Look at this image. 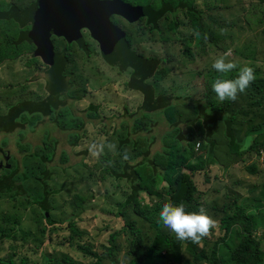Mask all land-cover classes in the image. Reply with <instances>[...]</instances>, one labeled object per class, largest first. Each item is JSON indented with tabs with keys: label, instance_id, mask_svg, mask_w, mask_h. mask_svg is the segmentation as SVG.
<instances>
[{
	"label": "trees",
	"instance_id": "16d2710c",
	"mask_svg": "<svg viewBox=\"0 0 264 264\" xmlns=\"http://www.w3.org/2000/svg\"><path fill=\"white\" fill-rule=\"evenodd\" d=\"M137 1L144 2L142 5L145 19L142 20L152 32H161L162 24L171 17L168 31L176 35L180 26H183L192 31L196 40L204 41L205 37L217 40V43L220 40L206 23L205 13L198 7V0ZM28 8L30 7L24 10ZM10 21L3 20L0 16V66L30 55L29 61L25 63L29 66L31 61L35 62L38 57L37 49L28 38L30 23ZM196 31L200 33L199 37L194 35ZM78 49L87 57L91 56V51L80 41ZM53 54L52 65L42 62L46 66L43 71L46 78V96L39 100H23L12 105L6 114L0 116V134L23 130L26 126L33 130L32 128L43 123L44 119L55 123L63 131L71 130L67 129L71 125L83 129L84 123H79L80 119L72 116L67 106L68 92L72 86L64 75L69 64L68 55L65 52ZM100 55L110 67L120 73L129 72L125 87L139 94L141 102L134 112L125 108L122 116L133 120L129 134L118 136L115 133L116 151L109 153V156L103 153L100 156L102 159L99 160L102 181L107 178H113L115 181L125 180L129 186L125 199L117 203L116 216L122 218L123 228L112 232L108 243L103 244L102 250L99 251L91 243H82L85 232L78 228L76 222L72 220L67 224L70 230L67 242L88 259V263L83 264H105L106 260L115 259L121 251L119 240L122 235L128 241L126 264H264V247L257 235L258 231L264 229V182L250 189L249 203L242 204L241 197L231 193L227 202L218 204L216 201H207L205 206L204 193L199 190L194 179L196 173H208L213 166H218L222 173H226L232 165L244 162L247 157L253 155L264 164V121L247 127L244 137L239 141L236 135L238 113L230 111L229 101L221 103L212 91V84L217 78H235L239 67L228 74L214 75L211 82H207L205 93L194 99L159 93L152 80H161L168 73V69L161 66L162 62L157 56L139 53L127 35L116 46L114 53L105 55L100 52ZM255 75L256 79L246 90L253 93L254 89L258 90L264 107V76L256 72ZM64 109L71 115L68 122H61L64 118L61 112ZM88 110L94 112L92 119H100L97 106L92 105ZM156 112L163 114L171 128V132L163 138L162 149L152 153L148 147L140 155L141 159L136 160L130 155L127 161L123 160L122 153L127 146L137 147L143 138L142 133L149 135L153 132L157 121L152 114ZM133 136H136L135 140ZM80 138L81 135L70 137L69 143L77 146ZM155 139L154 136L150 138V143L153 144ZM22 140L20 138L17 142L20 147L24 146ZM5 143L3 141L2 144ZM56 144L57 141L51 143L47 137L35 154L30 152L31 150L20 148L22 155L34 154L39 172L30 175L26 170L20 171L21 160L19 164H15L14 159L11 168L4 170L0 176V194L29 195L32 190L34 195L39 196L34 198L37 205L51 214L53 207L49 200L53 193L49 190L48 183L53 174L49 164L54 159ZM61 159L63 162L68 161L65 153H62ZM84 165L89 166L87 163ZM246 169L250 174H256L259 170L254 163L249 164ZM19 180H23V184ZM166 201L174 204L184 203L188 211H199L203 207L217 221V225L200 244L178 240L159 220V213ZM73 203L75 208L84 209L87 199L75 195ZM129 208L137 217L149 222L154 229L153 237L146 239L144 229L142 231L136 226L135 220L128 218ZM47 217L49 225L58 223L52 215ZM218 228L220 233L216 234ZM6 239L15 242L14 235L1 234L0 246ZM9 250L12 254L0 259V264H17L13 258L15 246L10 245ZM18 264H27V261L21 259ZM41 264L78 263L67 254L53 259L45 257L44 254Z\"/></svg>",
	"mask_w": 264,
	"mask_h": 264
},
{
	"label": "rangeland",
	"instance_id": "374dc122",
	"mask_svg": "<svg viewBox=\"0 0 264 264\" xmlns=\"http://www.w3.org/2000/svg\"><path fill=\"white\" fill-rule=\"evenodd\" d=\"M31 1L15 0L14 3L23 9L28 7ZM142 3L144 2L128 1L125 4L132 6ZM198 7L204 11L206 23L220 38L218 43L217 40L207 38L204 41L196 40L192 31L183 26L178 29V35L168 31L171 17L162 24L161 32H152L144 20L128 28L133 37V47L146 56H157L162 62L161 66L168 69V73L161 80H152L158 92L200 98L206 91L207 82H211L213 76L218 73L212 68L214 59L229 49L232 52L229 59L238 67L247 64L255 69L256 74L264 76V0H198ZM87 41L91 51L89 57L73 43H64L59 39L52 41L56 53L65 52L68 55L69 64L64 75L72 86L68 92L67 106L70 108V114L80 119L79 123H84L83 129L71 125L67 127L71 130L63 131L55 123L44 119V122L35 125L33 130L26 126L23 130L0 134V145H3V141L6 142L3 146L14 156V163L19 164L21 160L20 171L26 170L27 174L39 172L34 154L37 148L42 146V142L47 137L51 143L57 141L54 159L49 164L53 174L48 183L49 190L53 193L49 200L53 207L51 214L37 205L34 198L39 196L34 195L32 190L29 195L33 198L23 193L0 194V235L15 236V242L6 239L1 244L0 259L12 254L9 246L13 244V258L17 264L21 259L27 261V264H41L44 254L51 259L67 254L78 264L88 263V259L67 242L70 236L68 222L73 220L78 228L85 232L82 243H91L99 251L102 250L103 244L108 243L110 234L124 226L122 218L116 216L117 203L125 199L129 186L125 180L115 181L113 178H107L102 181L99 162L102 158L92 157L89 147L93 143H113L117 148L115 133L118 136H127L133 124V120L122 116L125 108L134 112L140 105L141 97L125 87L129 72L120 73L110 67L102 59L99 47L93 40ZM30 57L23 56L0 66V116L20 101L39 100L46 96V78L43 74L46 66L39 57H36L35 62L32 60L29 66L26 65ZM92 105L98 107L100 119L91 118L94 112L88 108ZM229 107L230 111L238 113L236 135L239 141L244 137L247 127L264 121L263 100L256 89L254 93L245 90L238 96L237 101H229ZM61 113L64 115L61 122L71 120L68 110L64 109ZM152 115L157 121L153 132L149 135L142 133L143 138L137 147H126L131 157L136 160L142 158L140 155L148 147L152 153L160 151L164 136L171 132L161 112ZM183 129L186 131L185 127ZM78 135H81L79 144L71 145L70 137ZM153 136L156 139L151 144L150 138ZM20 138L23 139L22 147L17 144ZM133 139L135 140L136 136H133ZM20 148L31 150L34 154L22 155ZM62 153L67 155L68 161H62ZM103 153L109 156V153L114 152L105 147ZM253 163L259 169L256 174H250L246 169ZM194 179L199 190L204 193L205 206L207 201L225 203L231 193L239 195L240 201L245 204L249 203L250 189L264 182V164L253 155L247 157L244 162L232 165L226 173H222L218 166H213L208 173H196ZM19 181L23 184V180ZM75 195L86 197V208L74 207ZM127 211L128 218L135 220L136 226L142 231L144 229L146 239L154 236V229L149 222L137 217L131 208ZM50 215L58 221L57 224L49 225L46 219ZM216 231V234L220 233L219 228ZM257 235L264 247V229L258 231ZM119 243L121 251L115 259L106 260L105 264L127 263L126 237L122 235ZM169 262L174 263L171 260Z\"/></svg>",
	"mask_w": 264,
	"mask_h": 264
},
{
	"label": "water",
	"instance_id": "95a60500",
	"mask_svg": "<svg viewBox=\"0 0 264 264\" xmlns=\"http://www.w3.org/2000/svg\"><path fill=\"white\" fill-rule=\"evenodd\" d=\"M111 17H120L130 24L145 19L143 7H132L120 0H37L34 7L6 13L3 20L30 23L28 38L45 64H53L54 47L51 37L76 43L80 31L90 34L102 54L114 53L126 33L113 25Z\"/></svg>",
	"mask_w": 264,
	"mask_h": 264
},
{
	"label": "clouds",
	"instance_id": "9594fccd",
	"mask_svg": "<svg viewBox=\"0 0 264 264\" xmlns=\"http://www.w3.org/2000/svg\"><path fill=\"white\" fill-rule=\"evenodd\" d=\"M194 35L199 37L200 33L196 31ZM231 55L230 49L218 55L212 63V68L220 74H228L236 70L238 65L229 59ZM255 79V69L245 64L239 67L235 78H217L212 84V91L221 103L235 102ZM105 147L111 152L116 151V145L113 143L101 145L93 143L89 147V153L98 159L103 154ZM129 158L130 153L124 150L122 159L127 161ZM159 220L164 227L176 235L178 240L190 241L194 244H200L202 239L207 237L217 225V221L209 215L207 209L201 207L199 211H188L184 203L174 204L171 201H166L163 204Z\"/></svg>",
	"mask_w": 264,
	"mask_h": 264
},
{
	"label": "flooded vegetation",
	"instance_id": "af4514ba",
	"mask_svg": "<svg viewBox=\"0 0 264 264\" xmlns=\"http://www.w3.org/2000/svg\"><path fill=\"white\" fill-rule=\"evenodd\" d=\"M14 1L15 0H0V16L1 17L6 13L14 12V11H20V10L25 9V8H23V9L18 8L15 5ZM120 1L124 2V3H127L128 1L138 2L137 0H120ZM36 3H37V0H32L28 7H34L36 5ZM132 7H143L144 8V5L135 4V5H132ZM110 21L113 25H116L117 27L122 28L126 32V35L129 36L133 41V37L129 34L128 28H132L133 26L138 25L143 20H141L137 24H130L126 20H124L120 17H111ZM10 22H13V21L11 20ZM31 27H32V24H29V30L28 31L31 30ZM80 35H81V38L76 43H73V44H75L78 47V43L80 41L83 43V45L85 47L90 49V46H89V43L87 40H90L91 37H90V34L88 33V31L82 30V31H80ZM53 39H59V40L63 41L64 43H66V41L63 38H57L55 36H52L51 42L53 41ZM93 43L97 45V43L94 40H93ZM52 44H53V42H52ZM53 47H54V45H53ZM54 52H55V48H54ZM3 145H6V143ZM3 145H0V176L3 174L4 170H8L11 168L13 160L15 159L14 156L10 154L9 150L5 149V146H3Z\"/></svg>",
	"mask_w": 264,
	"mask_h": 264
},
{
	"label": "built area",
	"instance_id": "2783aa9c",
	"mask_svg": "<svg viewBox=\"0 0 264 264\" xmlns=\"http://www.w3.org/2000/svg\"><path fill=\"white\" fill-rule=\"evenodd\" d=\"M196 149H197V150L199 149V144H197V147H196Z\"/></svg>",
	"mask_w": 264,
	"mask_h": 264
}]
</instances>
